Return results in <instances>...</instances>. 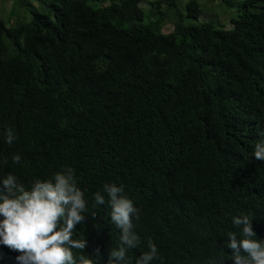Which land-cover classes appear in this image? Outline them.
Masks as SVG:
<instances>
[{"label": "trees", "instance_id": "obj_1", "mask_svg": "<svg viewBox=\"0 0 264 264\" xmlns=\"http://www.w3.org/2000/svg\"><path fill=\"white\" fill-rule=\"evenodd\" d=\"M144 1L14 0L6 21L0 10V195L8 174L30 191L71 168L87 202L76 264H106L120 244L105 184L139 209L126 264L149 239L151 264H234L233 217L247 215L264 240V161L253 156L264 141V0H218L239 2L228 24L187 26L173 17L178 0L149 2V14ZM185 9L203 14L197 0ZM97 192L105 204L93 207ZM18 255L0 244V264Z\"/></svg>", "mask_w": 264, "mask_h": 264}, {"label": "clouds", "instance_id": "obj_2", "mask_svg": "<svg viewBox=\"0 0 264 264\" xmlns=\"http://www.w3.org/2000/svg\"><path fill=\"white\" fill-rule=\"evenodd\" d=\"M6 142L11 145L16 137L7 129ZM253 156L264 161V141L255 145ZM12 161L19 164L20 155ZM5 190L0 195V244L20 253L19 264H76L71 249L84 250L86 240H73V230L85 221L87 211L84 193L78 187L71 168L56 173L52 180H36L31 190H25L17 178L8 174L2 181ZM104 192L111 208L110 217L120 230V244L108 254L106 264H126L127 252L136 248L141 238L134 231L133 220H139V209L122 195L123 188L105 184ZM96 205L105 204V196L94 194ZM61 218L63 227H60ZM232 223L241 228L242 239L234 232L228 233V248L232 250L234 264H264V240L253 239L255 233L247 215L233 217ZM70 245V247H65ZM148 251L135 259V264H151L157 257L155 244L148 240ZM82 264H92L81 258ZM215 264V261L211 262ZM220 264H224L223 261Z\"/></svg>", "mask_w": 264, "mask_h": 264}, {"label": "rangeland", "instance_id": "obj_3", "mask_svg": "<svg viewBox=\"0 0 264 264\" xmlns=\"http://www.w3.org/2000/svg\"><path fill=\"white\" fill-rule=\"evenodd\" d=\"M155 0H145L141 4V8L145 11V13L149 14L152 9L153 5L149 2H153ZM187 0H178L176 5L172 9V13L177 16L178 19L181 17L182 22L184 25H192V24H199L204 21H208L212 18H216L220 23H224L225 25L228 24V21L231 18L236 16L237 7L239 6V2H234L230 7H224L221 4L219 5L218 0H197L199 1L201 8L203 10V14L197 19H190L185 18V3ZM14 0H0V10L3 12V18L6 21L7 15L10 9L13 7ZM164 6L161 7V10H164ZM169 14V12H168ZM147 21V20H146ZM173 29L172 23H168L163 27V33H169Z\"/></svg>", "mask_w": 264, "mask_h": 264}]
</instances>
